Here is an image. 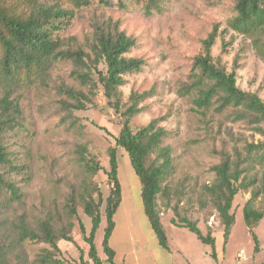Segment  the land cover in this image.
Segmentation results:
<instances>
[{"label":"rangeland","instance_id":"rangeland-1","mask_svg":"<svg viewBox=\"0 0 264 264\" xmlns=\"http://www.w3.org/2000/svg\"><path fill=\"white\" fill-rule=\"evenodd\" d=\"M110 2L111 5H106L97 1L84 8L62 36L75 38V43L90 52L94 25L112 19L119 21V28L136 39L127 56L143 58L146 64L140 72L126 74L120 90L126 107L132 92L152 89V94L139 103L142 110L132 117L131 126L137 130L159 119L158 125L167 131L162 145L171 148L172 166L164 182L168 195L159 198L162 222L170 229L169 222L176 217L171 207L180 200V215L197 221L202 228L205 223L220 228L214 207L202 196L203 188L215 180L213 169L225 154L248 167L247 177L257 175L260 182L263 180L264 120L242 107H229L224 112L215 107L200 109L194 103L195 93L184 94L182 87L191 81L194 58L202 52L203 40L217 27L213 55L227 70L236 69L237 84L242 90L257 93L264 99V32L246 36L229 28V21L236 15L235 0H160V8H152L151 12L147 0ZM72 69L70 62H58L50 71L48 84L36 82L14 93L23 111L22 125L10 131L5 142L14 161L23 167L15 175L22 198L8 205L3 199L0 217L7 221L8 229L20 215L37 229L46 218L53 219L58 229L71 221L74 242L61 240L59 245L64 252L54 250L48 242L28 239L9 250L6 264H41L39 258L45 251L54 253L57 259L63 257L65 264H74L69 248L76 250L79 244H88L79 221L87 231L92 221L80 201L76 215L70 216L67 208L70 196L75 191L81 193L89 181L105 197L109 192L104 169L110 168L109 149L115 146L123 116L110 107L101 88L86 109L71 113L65 110L61 101L66 96L59 87L71 85L87 90L72 78ZM81 146L86 147L88 158L104 167L92 177L78 159ZM117 154L121 173L131 172L128 153L118 147ZM248 191H240L233 202L236 222L227 248L230 261L240 249L248 257L255 246L243 214L250 196ZM255 206L264 210L261 199L256 200ZM104 209L105 205L103 212ZM105 226L104 220L95 236L101 254H104ZM257 232L264 240V221Z\"/></svg>","mask_w":264,"mask_h":264},{"label":"trees","instance_id":"trees-1","mask_svg":"<svg viewBox=\"0 0 264 264\" xmlns=\"http://www.w3.org/2000/svg\"><path fill=\"white\" fill-rule=\"evenodd\" d=\"M97 1L112 4L110 0H0V202L4 199L8 205L22 198L15 175L23 167L14 161L5 142L7 134L22 125L23 111L14 93L36 82L48 84L53 66L62 61L70 62L73 65L70 75L87 90L71 85L59 87L66 96L61 101L62 107L70 113L86 109L101 88L110 107L120 111L123 116L115 146L109 149L108 170L86 156V147L81 146L78 150V159L89 177L105 170L108 195L105 197L102 190L89 181L81 193L75 191L71 194L67 206L70 216H75L77 203L80 201L84 204V211L91 217L92 226L87 232L79 221V227L90 246L89 258L93 264H102L103 259L95 242L96 232L105 218L102 245L108 260L112 262L113 250L109 241L114 228L113 216L122 198L118 147L128 153L132 167L140 178L146 214L163 246H167L168 238L159 210V198L168 195L164 182L172 166V157L171 148L162 145L167 131L158 125L159 119H153L137 130L131 126L132 117L142 110L139 103L152 94V89L132 92L130 104L126 107L123 105L120 87L125 83V75L140 72L146 64L143 58L127 56L136 45V39L119 28V21L112 19L94 25L90 52L75 43V38L62 36L77 13ZM159 1L147 0L148 11L159 9ZM234 8L236 15L228 23L231 30L246 36L264 32V0H235ZM217 36L218 29L215 27L203 40L202 52L194 58L191 81L183 85V93H195L194 103L200 109L215 107L217 111L224 112L229 107H242L264 120V99L257 93L242 90L237 84L236 69L227 70L213 55L212 48ZM247 169L241 161L223 155L220 164L213 169L215 180L204 186L202 196L214 207L227 241L236 222V214L232 210L235 196L240 191L249 190L250 196L243 207V214L255 243V252H259L260 241L255 230L264 218V210L258 209L255 202L258 199L264 202V178L260 182L257 175L247 177ZM179 204L180 200H177L171 207L176 214L171 222L194 232L203 243L212 247V255L216 256L215 237L212 235L214 225L205 223L204 231L197 221L180 215ZM73 228L74 223L68 221L66 226L58 229L53 219L46 218L37 229L30 225L24 215H20L16 222H11L9 230L7 221L0 217V264H6L11 248L28 239L48 242L54 250L59 251L61 240L74 242L71 234ZM9 234L12 235L11 240ZM80 252L83 259L82 249ZM39 260L41 264L66 263L63 257L57 259L50 251H45Z\"/></svg>","mask_w":264,"mask_h":264},{"label":"crops","instance_id":"crops-1","mask_svg":"<svg viewBox=\"0 0 264 264\" xmlns=\"http://www.w3.org/2000/svg\"><path fill=\"white\" fill-rule=\"evenodd\" d=\"M131 170L129 173H121L119 170L122 198L113 216L114 228L109 241L113 250V260L109 261L107 254L105 252L101 254L98 250L99 256L103 259L102 264L105 262L108 264H264V240L258 235L257 228L255 231L259 237L260 251L255 252V246H253L252 253L248 257L244 254V257L239 259L238 253L244 251L240 249L232 261L228 259L227 248L231 243L233 228L226 241L224 228L214 227L212 235L215 237L216 256H213L212 247L203 243L194 232L172 222H169V229L163 222L168 238L167 246H163L146 214L142 183L138 175L134 174V170ZM262 221L264 218L260 223ZM202 229L205 231V228ZM186 230L192 232L197 238ZM218 233L221 239L218 238ZM79 247L83 251V259L80 258ZM79 247H75L76 250L69 248L71 255L75 258L73 263L93 264L88 256L89 244H79Z\"/></svg>","mask_w":264,"mask_h":264},{"label":"built area","instance_id":"built-area-1","mask_svg":"<svg viewBox=\"0 0 264 264\" xmlns=\"http://www.w3.org/2000/svg\"><path fill=\"white\" fill-rule=\"evenodd\" d=\"M244 257V251H240L239 253H238V258L239 259H242Z\"/></svg>","mask_w":264,"mask_h":264}]
</instances>
